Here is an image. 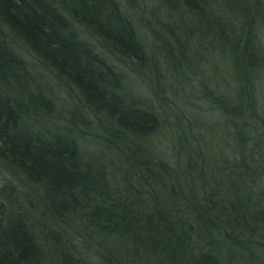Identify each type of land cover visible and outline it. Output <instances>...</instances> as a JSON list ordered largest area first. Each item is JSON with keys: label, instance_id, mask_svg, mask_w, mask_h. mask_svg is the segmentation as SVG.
<instances>
[{"label": "trees", "instance_id": "obj_1", "mask_svg": "<svg viewBox=\"0 0 264 264\" xmlns=\"http://www.w3.org/2000/svg\"><path fill=\"white\" fill-rule=\"evenodd\" d=\"M0 264H264V0H0Z\"/></svg>", "mask_w": 264, "mask_h": 264}]
</instances>
